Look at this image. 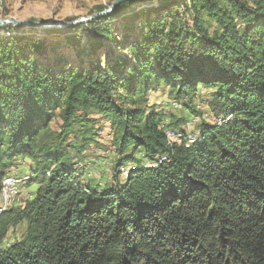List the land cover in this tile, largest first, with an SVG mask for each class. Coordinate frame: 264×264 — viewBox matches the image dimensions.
<instances>
[{
  "label": "trees",
  "instance_id": "1",
  "mask_svg": "<svg viewBox=\"0 0 264 264\" xmlns=\"http://www.w3.org/2000/svg\"><path fill=\"white\" fill-rule=\"evenodd\" d=\"M142 1L52 30L70 46L85 33L75 65L24 35L33 29L4 26L0 182L24 158L37 190L1 212L0 264H264V0H154L133 14ZM153 86L185 106L208 92L223 122L169 143L161 126L178 129L148 103ZM87 112L116 130L109 189L82 187L67 161L72 136L96 142Z\"/></svg>",
  "mask_w": 264,
  "mask_h": 264
},
{
  "label": "rangeland",
  "instance_id": "2",
  "mask_svg": "<svg viewBox=\"0 0 264 264\" xmlns=\"http://www.w3.org/2000/svg\"><path fill=\"white\" fill-rule=\"evenodd\" d=\"M115 0H0V21L13 19L19 22H32L36 24H62L73 23L81 18H88L93 15L98 7L108 6ZM154 0H144L136 3L133 8V14L138 13L144 8H149L154 5ZM131 12L126 15H131ZM123 17L118 20H112L118 23V31L121 29L124 21ZM141 18H137L135 26L141 22ZM120 23V24H119ZM3 25L2 29L4 28ZM32 29V28H31ZM57 29V28H54ZM54 29L42 30V29H26L24 35L30 40L43 41L45 45H58L57 55L64 57L72 65L78 63L81 60L79 51H87L85 45V33L81 32L82 39L77 46H70L67 40L66 34H55L51 32ZM50 31V32H49ZM80 33V32H79ZM4 34L3 30H0V35ZM134 31L129 30L128 35L133 37ZM120 37V32H119ZM105 48L100 50L104 53ZM121 54V51H120ZM124 55H128L127 52H122ZM103 55V54H101ZM47 59L54 58L51 53L46 55ZM147 100L149 104L155 103L157 109L164 114V122L171 124V127L182 131L186 135L196 133L198 125L203 121L208 124H214L217 119L222 117L216 114L209 105L208 92L201 90L200 95L192 101L190 106H185L183 101H174L167 96V89L162 86H153L147 93ZM202 112L209 113L207 120H200L199 124L186 126L187 121L192 117H200ZM90 121H95L94 125L96 130H99L98 136L95 139V143L83 146L79 137H71L69 140V148H67V161L74 172V177L82 187L96 188L98 190L109 189L114 187V163L117 159L115 152V140L117 138L116 130L110 129L109 124L106 121L100 119V117L91 112L84 114ZM219 117V118H218ZM188 119V120H187ZM56 125V124H55ZM54 125V127H55ZM57 127V126H56ZM191 132V134H190ZM137 161H142L140 155L136 157ZM141 163V162H139ZM30 162L21 158L13 165L11 170L7 171L5 175L11 174L14 177L28 176L30 173ZM135 168V165H129L121 170L119 181H123L127 176V171ZM1 185V182H0ZM37 185L35 184H22L18 189V195L8 205L0 199V214L3 210L22 208L26 202L30 201ZM26 224L21 223L16 227L9 229L2 247L6 248L14 242L18 241L24 234Z\"/></svg>",
  "mask_w": 264,
  "mask_h": 264
},
{
  "label": "bare ground",
  "instance_id": "3",
  "mask_svg": "<svg viewBox=\"0 0 264 264\" xmlns=\"http://www.w3.org/2000/svg\"><path fill=\"white\" fill-rule=\"evenodd\" d=\"M201 118H204L203 120H207L209 118V113L202 112L200 117H192L189 121H187L186 126L190 127L192 125L199 124ZM222 122H223V120L220 117L219 119L216 120L215 124H220ZM161 127L163 128L164 133H165V137L169 143L170 142H177L178 143L181 141L183 136H185L187 138V140H189L191 142L193 139V136L195 134V132L192 134L190 132L191 135H186L184 133L182 134L180 132H177L178 130L174 131V130L167 128V126L165 127V124L162 125ZM161 160H164V157H162ZM28 178H29L28 176L18 178V177L12 176L11 174L10 175L7 174L3 177V180L1 181V187H0V199L4 203L5 206L10 204V202L18 195L19 187L22 184L27 183ZM6 179L10 183L11 190H8V184H7Z\"/></svg>",
  "mask_w": 264,
  "mask_h": 264
},
{
  "label": "water",
  "instance_id": "4",
  "mask_svg": "<svg viewBox=\"0 0 264 264\" xmlns=\"http://www.w3.org/2000/svg\"><path fill=\"white\" fill-rule=\"evenodd\" d=\"M126 1H129V0H115L113 3L109 5V7L106 10L93 14L88 18H81L78 21H75L73 23H65V24L62 23V24L50 25V24H36V23L28 22V21L19 22L13 19H9V20L0 21V30H3L2 29L3 25L22 26L24 28L42 29V30L71 27V26L80 24L82 22H89V21H92V20H95L101 17H106L116 8V6Z\"/></svg>",
  "mask_w": 264,
  "mask_h": 264
},
{
  "label": "built area",
  "instance_id": "5",
  "mask_svg": "<svg viewBox=\"0 0 264 264\" xmlns=\"http://www.w3.org/2000/svg\"><path fill=\"white\" fill-rule=\"evenodd\" d=\"M201 119H204V118H201ZM6 181H7V179H6ZM7 184H8V190H11L10 183L8 181H7Z\"/></svg>",
  "mask_w": 264,
  "mask_h": 264
},
{
  "label": "crops",
  "instance_id": "6",
  "mask_svg": "<svg viewBox=\"0 0 264 264\" xmlns=\"http://www.w3.org/2000/svg\"><path fill=\"white\" fill-rule=\"evenodd\" d=\"M20 159H21V158H20ZM20 159H19V160H20ZM23 159H24V158H23ZM24 160H26V159H24ZM16 162H17V161H16Z\"/></svg>",
  "mask_w": 264,
  "mask_h": 264
}]
</instances>
